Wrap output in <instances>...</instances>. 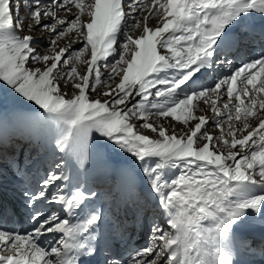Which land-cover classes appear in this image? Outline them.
Segmentation results:
<instances>
[{"label": "rangeland", "instance_id": "1", "mask_svg": "<svg viewBox=\"0 0 264 264\" xmlns=\"http://www.w3.org/2000/svg\"><path fill=\"white\" fill-rule=\"evenodd\" d=\"M182 1L0 0V42L13 44L22 52L21 79L17 83L9 86L8 79L0 73V121L6 119L1 129L7 128L0 133V185L4 187L0 195V258L31 264H66L69 254H65V237L59 235L58 240L54 241L55 237L42 247L33 246L27 237L48 231L47 227L42 229L46 220L63 211L67 196L64 203L60 200L68 186L72 188L65 174L72 168L75 152L81 163L96 156L106 163L114 158L109 168L118 173L92 177L103 178L92 192L101 195V202L108 206L102 216L103 219L107 213L108 227L105 229L103 224V230L116 239L120 255L124 251L126 256L130 254L126 264H131L128 259L132 264H189L187 249L192 240L188 226L180 229L183 249L172 258L170 242L175 230L164 221L169 184L183 167L196 179L186 199L198 198L202 202L200 209L196 208L202 218L211 215L209 224H194L198 248L207 254L211 245L200 240L204 238L201 232L215 235L214 229L218 235L215 242L229 243L232 234L224 238L220 235L224 216H217L211 212V204L207 205L210 195L216 199V191L209 195L207 190L212 167L225 162L231 174L226 180L234 183L228 184L234 191L229 202L221 205L228 210L222 214L228 216L229 225L244 232V236L239 232L234 236L237 240L258 236L254 246L247 241L245 254L264 261V81L252 84L234 75L245 65L222 64H239L242 54L249 51L240 46L236 54L227 55V60L224 53L216 59L218 68L227 69L229 76L218 78L210 73L214 79H206V75L194 85L175 90V83L199 61L195 14ZM113 14L117 20L112 19ZM35 28L39 31L32 35ZM11 34L20 36L13 40ZM106 43L115 47L109 50ZM56 65L59 67L53 78L50 73L42 86L36 84V79ZM55 90L54 100L66 106L60 111L48 108L49 95ZM22 92L44 94L39 116L34 109L30 112L31 108L22 106ZM70 133L73 136L69 147L59 153ZM78 141L82 142V152L74 146ZM37 143L43 151H37ZM44 148L54 151L48 157ZM192 149L196 155L205 153L207 167L201 169L198 164L178 161L176 157L170 163L164 159L167 154ZM130 190L137 200L130 203L136 213L128 219L126 200L132 198ZM137 193L153 197V204L159 200L161 203L143 206ZM202 210L205 214H200ZM10 211L15 214L11 212L8 217ZM65 218L61 215V219ZM85 222L80 223V230L91 243ZM23 225L25 231L18 236L23 239L14 240L15 233H22ZM83 255H79L80 264H84ZM202 258L201 264H206V256ZM108 260L116 264L114 258Z\"/></svg>", "mask_w": 264, "mask_h": 264}, {"label": "bare ground", "instance_id": "2", "mask_svg": "<svg viewBox=\"0 0 264 264\" xmlns=\"http://www.w3.org/2000/svg\"><path fill=\"white\" fill-rule=\"evenodd\" d=\"M101 1H104V0H101ZM261 1L262 0H183L181 2V3H183L184 7L192 8L193 12L195 14L196 20H195L194 30L198 33V37H199L198 41H197V46L199 48V53H198L199 61L197 64H195L191 68L190 73L186 74V76L182 80L175 83L176 84L174 87L175 90L179 87H186L189 85H194V84L200 82V80H202L206 75H208L210 73L211 74L214 73V76L218 77V78H222L225 75L229 76L230 72H228L227 69L220 70V68H218L220 66V64H219V62H217L216 59L219 58V56L222 55V53H224L226 55L225 60H227V55L231 54L232 52H234V54H236V49L238 50V47L241 48L240 46H242V45L245 47H248L246 50H248L249 48H255V49L259 48L258 45H252V43H251L252 39L250 37L253 36L256 32L260 31V29H258L254 26V21L248 17L247 13L249 11L248 6L251 3H259ZM179 5H181V4H179ZM100 6H101L102 10H104V7L102 6V4ZM232 8L233 9L238 8L241 16H243V17L241 18V16H237L234 14H231V15L226 17L222 13L223 11H225L227 9L231 10ZM180 9H181V7H180ZM217 10L220 11L222 14L217 13ZM112 19L117 20L118 16H116V14H115V17H114V14H113ZM114 23H113V26H115ZM38 31H39V29L35 28L34 30L31 31V34L35 35L38 33ZM102 32H104V31L101 28L100 34ZM97 33H98V31L96 32V34ZM11 36H12V34H11ZM19 36H20V34H19ZM19 36L13 34L12 37L13 38L14 37L19 38ZM104 39H106V38H104ZM107 43L105 44V46L107 45L106 46L107 49L112 50L115 47V45L107 44ZM101 45L104 46V44H101ZM0 46H1L0 47V70H1L0 73H2L4 75V78L8 79L7 82H8V85L10 86V85L17 83L21 79L19 63L22 61V52L20 50L16 49V47L13 44L4 45V42H0ZM231 47H232V49H230ZM252 54L253 53L250 52V50L245 51L242 54L241 59L239 60L240 61L239 64L235 63V62L234 63L233 62L228 63V61L224 62L222 64L227 65V67H230L233 64H236L237 66H244L245 65L240 70L236 71L237 74H234V75L239 76L243 80L247 79V80H249L248 82L251 81L250 83H252V84H254L255 82L258 83V81L263 82L264 81V54L261 52H256L253 55ZM231 55H233V53ZM239 56H240V54H239ZM253 56H255V58H253ZM250 60H252L250 62L252 64L247 63ZM203 65H205L204 71L201 70ZM58 67H59V65H56V67L52 71L50 70V71L46 72L45 74H42L38 79H36V80H38V82H36V84L39 83L41 85L44 82V80L46 78H48L50 73H51L50 76L53 78L54 73L58 69ZM256 73H258V74H256ZM132 75L133 74H131V77H132ZM258 76H261V78L258 79ZM38 89H40V88H38ZM56 93H57V90L53 91L52 95H49L50 98L48 100V104H49L48 108L53 110V111L54 110L60 111L64 108H66V106L62 105L61 103L54 100L53 96ZM43 96H44V94H39V93L35 94L33 92L32 93L31 92H28V93L22 92L19 96L20 97L19 101H20V103H22V106L25 109L31 108L30 112L32 109H34L35 110L34 112L37 111L38 116H39V113L41 112L39 108H41L43 103H44ZM40 99H43V100H40ZM43 109H44V107H43ZM5 123H6V119L0 121V133H4L6 131V129H7L6 127L1 129V125L5 124ZM203 126L205 127L206 123H204ZM22 136H24V135L22 134ZM72 136H73V134H71V133L67 135L66 139L63 142L62 147L60 148L61 150L58 151L59 153H63V151H66V149L69 147L68 142H70V139ZM12 139H14V138H12ZM95 139L97 140V138H95ZM71 144L72 143H70V145ZM194 145H195V141L193 143V146ZM37 146L39 147L37 151H39V149H42V146L38 145V143L34 147L36 148ZM44 149L46 152L47 151L49 152L48 157L54 151V149L51 151L46 150V148H44ZM42 151H43V149H42ZM175 151H177V150H175ZM34 153H35V150H33V155H35ZM66 157H67V155H66ZM175 157L177 158L178 161L189 160L190 162H192L193 165L198 164L201 167V169L207 167L206 164L209 161V160H207L208 157L205 156V153L196 155V153L194 152L193 149L188 150V152H180V153L174 152V153L167 154L164 157V159H165L166 163H170L171 161H173V158H175ZM113 159L111 160V162L113 161ZM66 161H68V158H66ZM111 162L110 163L107 162V163H105V165L102 164V167L95 170V172H90V174L88 176H86V178H85L86 182H89V184H91L93 180L94 181H96V180L100 181L103 179V178L95 179L97 177H101L102 175H104V177H105L108 173H111V172H113L115 174L118 173L117 169H115V168L112 169V167L109 168L110 165L112 164ZM96 163L97 162H94L92 165H95ZM89 164L90 163H87L84 166H89ZM79 165H77V167H79ZM212 169H213V171H212L213 175L209 172L211 175H210L209 179H207V184H209V188L207 190H208V194L209 193L212 194L216 191L215 192L216 193V199H214L213 196L209 194L210 196L208 197L209 201L207 202L208 203L207 205L210 206V204H211V207L213 208V210L211 212L215 213L217 216H219V215L221 217L224 216L225 221L222 222V224H220V227L223 228V231L220 232V235L222 236V238H224V237H226V236L228 237L230 235L231 231H230L229 227L231 225H229V222L227 221L228 216L225 214H222V213L227 212L228 210L225 208H222L223 206H221V205H225V204H227V202H229L230 196H231L232 192L234 191V187L231 185H228V183H227L228 179L226 180V178H228L227 176H231L230 170H229L230 167L228 166L227 162L218 166L217 168L212 167ZM171 174H169V175H171ZM190 175H191V173L187 172L186 168L183 167L181 172L179 174L175 175L176 178L173 182H171L172 184H169V186H170V190H169L170 197H169V200L167 201V206L165 208L166 215H165L164 221H168V223H170L172 226L176 227L177 231L178 230L180 231V229L182 230V228L184 226H188L189 231H190V238L192 240L190 242V244L188 245V249H187L188 254H189V264H201L202 259H203L202 257L206 256V254L204 253V251L202 249L200 250V248H198V246H197V243H196L197 235H195V233L193 231L194 227H195L194 224H199V225L204 224V223L209 224V222H210L209 217L211 215H209V216L203 215L205 217L202 218V215L199 216V214L196 213L197 212L196 208H199V206L201 205L202 202L198 198H196V199L191 198L189 200L186 199L188 189L192 188V185H195V183H196L195 177L192 178V177H190ZM141 176H142V178H144L146 180V178L142 174H141ZM92 177H95V178H92ZM170 177H172V176H170ZM191 178L194 180L193 183H191ZM202 198H203V196H202ZM90 199L95 200V211L94 212L98 217H100L102 219V216H103L104 211H105V206H102L100 203L101 202V195H98V194L90 195V197H87L85 199V201L83 202V205H86L85 203L89 202ZM146 200L147 199H145L144 201H146ZM198 200H199V202L197 203ZM202 200H204V198ZM156 202L157 203H155V204H158V203L160 204L161 200L156 201ZM181 202H182V204H181ZM144 204H148V203L144 202ZM196 204H198V205H196ZM154 206H156V205H154ZM179 206H183V207L180 209V211H176L177 208H179ZM212 208H210V209H212ZM214 209H217V210H214ZM231 211H234V210H231ZM73 213L78 214V208L77 207L76 208L74 207ZM202 213L205 214L204 210H202L200 212V214H202ZM262 214H264V213H262ZM80 215H81L80 219H84L86 221L85 227H87L86 229H88V231L90 232L89 234H91V244L94 242L96 245L99 244V246L103 250L108 249V246L106 245V243L104 242L103 239L100 240V242L94 240V233L99 229H101L103 231V228H104L100 219H94L93 215H91V209L88 210L84 207L80 211ZM213 217L215 218V216H213ZM99 224H100V226H99ZM25 226L23 225L21 227L24 228ZM222 228H221V230H222ZM20 230H21V228H20ZM24 231H25V228L23 229L22 233H15V236L13 237L14 240H15V238H17V240L23 239V237L19 238L18 236L23 234ZM179 231H178V233L176 232V236L175 237L173 236L171 239V244H172V248H173L172 252H171V254L173 255L172 258H175L176 257L175 255L177 253L181 252L183 249L182 234ZM214 231H215V229H214ZM240 231H243V229H240ZM85 234L83 233V230H82V232H81V230H79L77 233L74 234V236L77 237V242H79V243L75 249V253H74V251L71 254L68 253L69 258L66 260V262H65L66 264H75V261H74L75 259L73 258L74 254H76L77 256L83 255V250H84V255H83V259H82L83 262L82 263L87 264V262L84 260V256L87 252L88 247L86 246L85 248H83L84 243L82 242V240L85 238ZM239 234H243V236H244V232H239ZM59 235L54 236L52 234V232H48V234L46 233V235L40 234V235H35V237L32 234L31 235L29 234L27 238L33 246L42 247L41 245L44 246V244L48 243L50 240H52L55 237H58ZM256 238H258L257 235L255 237H253V239L258 241ZM20 240L17 241V243H19ZM239 240L240 239H238V242H239ZM213 243L217 244L218 247L223 248V249L225 247H227V245H228L227 242H224L225 243L224 244L222 241H220V242H218L219 243L218 244L217 241L216 242L211 241L210 242L211 246H208V247L206 245L205 246L207 248L213 247L214 246ZM16 245H18V244H16ZM37 248L38 247L33 248V249L36 250ZM40 250H41V248H40ZM120 254H121V252H118V253L115 252V253H113V257H119L121 264H126L125 263L127 261L126 254L124 256H122ZM246 255L247 254H245V256ZM106 256H107L106 253L102 256L101 261H100L102 264H107V262H109V260H108L109 258L106 259ZM170 259H171V257H170ZM104 261H106V262L104 263ZM209 263H210V261L207 260L206 264H209ZM0 264H31V263H25L24 261H20L19 259H16V258H8V259L0 258ZM219 264H224V263L220 262ZM262 264H264V263H262Z\"/></svg>", "mask_w": 264, "mask_h": 264}]
</instances>
